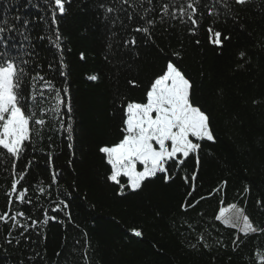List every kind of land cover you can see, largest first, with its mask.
<instances>
[{
  "label": "trees",
  "instance_id": "16d2710c",
  "mask_svg": "<svg viewBox=\"0 0 264 264\" xmlns=\"http://www.w3.org/2000/svg\"><path fill=\"white\" fill-rule=\"evenodd\" d=\"M105 2L71 0L65 5L66 13L57 17L66 64L62 71L67 73L73 109V150L68 149L58 129L49 131L46 126L41 139L27 147L17 164L21 169L32 161L22 181V186L29 189L27 195L32 204L21 205L13 200L11 210H22L38 221H42L47 211L50 217L58 219L30 228L25 232L27 239L21 238L19 246L15 244V237L22 229L13 232V244L9 245L5 243L9 226L0 222V245H3L0 264H21V261L23 264H249V261L258 264L254 258L264 254V236H250L239 251L234 252L231 242L235 229L224 227L215 216L221 207L235 203L245 209L254 223L264 225V211L256 204L258 199H264V106H253L251 102L264 91V50L257 46L264 39V0H254L239 24L229 21L215 25L232 37L222 56L217 55L219 49L210 43L207 24L201 25L196 36L189 35L188 26L178 21L174 27L157 24L156 44L141 46L139 75L131 72V76L141 82V88L125 83L123 65L108 64L103 58L108 26L99 18L102 10L98 5ZM6 10L9 15L17 11L28 17L42 14L41 10L28 6L27 0H18L16 4L0 0V19ZM46 29L44 23L37 22L33 26V43L38 53L36 63L42 65L46 79H52L58 88L63 87L64 77L48 69L50 63L59 66V53L48 39L36 38L47 36ZM197 39L199 45L195 43ZM157 45L167 53L182 47L183 59L170 58L196 81V98L212 114L218 139L202 153L198 195L194 196L197 199L199 195L208 197L220 179H227L223 203L221 197L213 195L185 213L180 208L184 188L157 182L139 195L119 198L114 195L113 186L104 180L106 169L98 146L115 141L120 135L121 112L116 109L114 96L119 89L131 100L143 98V84L163 63L160 58L163 54ZM239 49L247 50L253 57L252 64L248 72L233 74L231 69ZM82 52L83 60L80 59ZM97 73L100 74L98 82L87 78ZM221 90L223 97L217 95ZM45 96L49 97L45 103H51V94L46 91ZM114 110L116 114L112 115ZM53 170L58 173L61 191L63 188L72 191L75 186L70 200L71 222L64 212H53L49 208L47 193L40 196L36 191L41 186L47 188ZM13 179L10 170L0 165V213L9 211L5 188ZM247 184H251L250 194L243 192ZM56 187L52 186L53 192ZM185 217L196 225L195 232L187 227ZM137 227L143 230L142 238H135L129 232ZM204 229L227 244V249L191 250L189 243H195L197 233ZM83 232H87L91 245L86 256ZM204 234L208 238V232ZM76 240L80 243L76 244ZM57 251L61 252L59 261ZM37 252L44 259H29Z\"/></svg>",
  "mask_w": 264,
  "mask_h": 264
},
{
  "label": "snow or ice",
  "instance_id": "6c2138e0",
  "mask_svg": "<svg viewBox=\"0 0 264 264\" xmlns=\"http://www.w3.org/2000/svg\"><path fill=\"white\" fill-rule=\"evenodd\" d=\"M254 0H106L98 7L102 10L101 18L108 26L106 42L103 46V58L108 64H120L125 68V83L133 88H141V82L131 76L132 71L139 75L142 63L141 46L155 45L154 29L157 24H168L174 27L175 22L187 25L189 35L196 36L202 24H207L210 43L219 49L217 55L222 56L231 35L223 29L215 27L217 23L227 24L229 21L239 24L242 14ZM10 4L18 0H9ZM71 0H27L28 6L41 10L38 17H28L19 11L9 15L7 10L0 19V165L11 172L14 179L5 188L9 211L0 213V222L9 226L6 233V244H13V232H17L15 244L25 238V232L35 228L37 224L47 225L49 220H57L56 216L43 213L42 221L32 219L22 210L12 211V203L32 204L28 198V187L22 186L32 161L29 160L21 169L17 164L27 147L42 137L43 129H58L61 137L67 141L69 150H73L74 127L72 120V104L66 83L67 73L62 71L66 64L63 58L62 36L57 17L63 16L66 4ZM47 25V36L36 37L48 39L59 53V66L48 65L49 71H56L64 77L63 87H57L52 79H46L42 65L36 63L38 53L33 43V26L35 23ZM167 31V29H165ZM139 34L141 39H138ZM197 45L200 41H195ZM264 50V39L257 45ZM163 54V63L155 71L146 84H143V98L131 100L119 89L114 96L116 109L121 112L120 135L112 142L98 146L101 160L106 169L104 180L113 186L116 197L127 198L130 194L139 195L150 185L161 182L165 186L184 188L181 211L187 213L195 209L201 201L213 195L223 197L227 194L229 181L220 179L216 187L211 189L208 197L198 195L197 182L201 172L202 153L209 144H216L217 136L212 121V114L197 100L196 81L189 77L181 66L174 62L183 59L182 47L167 53L156 46ZM84 53L80 54L83 60ZM253 57L245 49L236 53L235 63L231 69L233 74H243L250 70ZM93 82L100 80V74L87 77ZM255 81H253V87ZM51 94L52 102L46 104ZM223 97V90L217 93ZM253 106H264V91L252 99ZM115 110L112 115H115ZM51 122V123H49ZM51 139V137H49ZM209 155L212 153L209 152ZM74 155V152H73ZM71 163V162H70ZM56 185L53 192L52 186ZM251 184H247L243 192L251 193ZM40 196L47 193L49 208L53 212H64L71 222L70 200L75 191L59 186L58 173L53 170L51 183L47 188L36 189ZM264 211V199L256 201ZM203 216V213H199ZM215 220L228 229H235L232 239V250L238 252L250 236H264V225H257L246 214L243 207L235 203L227 209L221 207ZM185 224L193 232L196 225L185 217ZM78 227V226H77ZM208 232V238L205 237ZM135 238L143 237L141 228L129 229ZM85 238L84 255L91 246ZM243 237V238H242ZM76 244L80 241L76 240ZM193 251L201 248L211 250L213 247L227 249L228 245L212 236L208 229L197 233L196 242L189 243ZM3 249V245H0ZM76 249H73L75 251ZM6 251V250H5ZM34 251V250H33ZM46 253V249H45ZM61 252H56L59 258ZM44 259L41 253L35 257ZM229 259H231L229 257ZM258 264H264V254L254 258ZM23 264V261H21ZM254 264V261H249Z\"/></svg>",
  "mask_w": 264,
  "mask_h": 264
},
{
  "label": "rangeland",
  "instance_id": "374dc122",
  "mask_svg": "<svg viewBox=\"0 0 264 264\" xmlns=\"http://www.w3.org/2000/svg\"><path fill=\"white\" fill-rule=\"evenodd\" d=\"M228 208V207H227ZM227 208H224V209H227Z\"/></svg>",
  "mask_w": 264,
  "mask_h": 264
}]
</instances>
